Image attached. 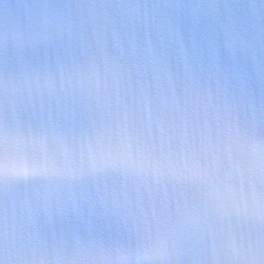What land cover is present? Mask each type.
Listing matches in <instances>:
<instances>
[{
  "label": "snow or ice",
  "instance_id": "snow-or-ice-1",
  "mask_svg": "<svg viewBox=\"0 0 264 264\" xmlns=\"http://www.w3.org/2000/svg\"><path fill=\"white\" fill-rule=\"evenodd\" d=\"M0 264H264V0H0Z\"/></svg>",
  "mask_w": 264,
  "mask_h": 264
}]
</instances>
